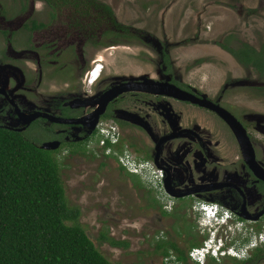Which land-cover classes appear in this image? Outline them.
<instances>
[{
  "label": "flooded vegetation",
  "instance_id": "flooded-vegetation-1",
  "mask_svg": "<svg viewBox=\"0 0 264 264\" xmlns=\"http://www.w3.org/2000/svg\"><path fill=\"white\" fill-rule=\"evenodd\" d=\"M12 1L16 3L15 6H4L0 3L1 18L15 19L13 26H0V65L14 67L13 69L16 68L18 73L16 75V69L13 72L9 71L6 78L0 80V127L21 133L31 127L41 135L36 137L37 135L31 134L27 137L32 142L37 144L34 138H41V144L44 141L56 140L57 147L48 149L55 151L64 146L68 154H71L68 142L82 141L85 150H88L86 146L93 136L94 148L100 155L113 158L117 171L127 176L133 188H139L145 192L146 199L141 204L140 202L137 204L139 212L147 215V219L153 217L152 219L157 222L170 217L168 223L165 221L167 228L156 227L149 231L154 233L155 240H171L183 249L186 255L191 247H187L188 243L194 241L201 243L205 238L203 236L208 233V230H203L199 225L197 203L216 202L220 207L228 210L231 224H233L231 232H228L224 238V246L234 243L236 241L234 236L237 233L241 234L240 238L243 239L239 244L246 243V233L253 236L255 241L248 243L241 257L222 254L217 257L205 256L202 262H192L186 255L187 262L191 264H264V161L258 143L244 124L243 119L247 116L245 110L240 112V107L223 103L221 99L217 100L187 82L176 80L173 77L167 42H162L159 46L160 66L154 74L142 72L137 77H117L113 83L105 84L93 97L79 96L67 99L64 95L69 93L68 85L73 77L72 70H77L80 86L84 80L87 84H91L100 77L103 64L98 61L101 67L97 77L88 81V71L95 62L89 63L91 58L87 56V47L99 48L129 42L131 39L140 41L143 30L119 21L115 17L112 6L103 0H95V2L34 0V2H43L46 6H27L28 0ZM101 3L108 6H100ZM68 7L70 8L65 9ZM61 16L72 17V25L75 27L83 26L84 36L79 40V49L75 48L74 37L67 36L66 32L61 34V37L57 33L51 38L47 34H42L55 19ZM87 17L88 21L85 22ZM90 17L95 18L94 20L100 24L92 23ZM97 25L102 27L97 28ZM41 31L43 32L39 34ZM215 43L239 68L251 69L257 78L264 80L262 70L264 62L259 63L260 67H257L249 61L239 60L221 45L224 43L232 48L250 45L255 50H260L262 58L264 57V41L254 46L228 31ZM163 55L168 57L167 64L162 59ZM202 60L204 59L196 58L194 63H200ZM42 77L52 80L53 83L58 80L61 88L56 90V93L62 94V97L58 99L50 97L54 89L50 90L47 87V96H42L40 90L43 88L39 87ZM144 79L157 81L159 84L148 87L142 84ZM125 82H129L127 87L117 92L103 105L101 99L94 101L111 86ZM161 82L172 83L191 93L196 99L167 94L161 91L167 88L160 84ZM249 87L256 90L257 96L264 91L262 83ZM163 97L172 98L181 104L183 109H192L193 115L199 112L211 113L225 128L226 138L224 135L218 136L217 131L210 134L206 128L213 127L210 124L203 125L205 121L196 123L184 118L183 109L178 110L177 113L168 110L174 114V117L168 116L166 110L164 111V104L162 110L160 109V100H163ZM202 97L220 105L232 114L242 127L247 141L238 130L236 133L215 109L200 104L199 99ZM146 104L150 105L148 111L154 113L153 117L156 119L158 117L159 121L153 118L149 120L151 115L142 113L140 109L136 110L137 105ZM151 108L154 111H151ZM95 111L96 122L90 128L88 124ZM152 119L155 122V129L161 124L165 126L164 130L154 133L150 123ZM208 120L206 118V121ZM100 122L104 124V127L113 129L115 137L112 141L104 137L97 129ZM226 140L230 142V149L224 148L227 147ZM123 151L129 152L136 162L144 166L145 170H158L159 189L143 174L129 172L120 164L118 155ZM135 153L140 156L137 157ZM134 175L135 178H133ZM190 213H196L198 230H196L195 222L188 219ZM247 223H254L255 227L250 224L247 226ZM136 227V224L133 225V228ZM194 227L196 231H200V234L194 232ZM237 227L240 232L237 231ZM169 252L175 255L172 249H169ZM160 255V264H163L167 253Z\"/></svg>",
  "mask_w": 264,
  "mask_h": 264
},
{
  "label": "rangeland",
  "instance_id": "rangeland-1",
  "mask_svg": "<svg viewBox=\"0 0 264 264\" xmlns=\"http://www.w3.org/2000/svg\"><path fill=\"white\" fill-rule=\"evenodd\" d=\"M103 1L112 6L115 17L119 21L140 27L143 30V37L140 41L131 39L129 42L99 48L87 47V56L91 58L89 63L99 61L103 64L100 77L91 84H87L84 80L80 86L78 72L76 69L72 70L73 77L68 85L69 93L64 95L67 99L79 96L93 97L105 84L113 83L117 77H137L142 72L154 74L160 66L159 46L162 42H167L173 77L176 80L187 82L209 96L217 100L221 99L223 103L240 107V112L245 110L247 116L243 119L244 124L258 143L264 161V91L257 96L256 90L249 87L261 83L264 85V80L257 78L251 69L239 68L230 56L215 43L228 31L254 46L264 41V0ZM0 3L4 6L16 5L12 0H0ZM27 6L46 5L43 2L28 0ZM89 19L92 23L100 24L93 17ZM72 21V17L69 16L67 18L58 17L49 28L46 27L45 32L43 30L39 34L43 32L42 34H47L51 38L57 33L61 37V34L66 32L67 36L74 37L76 45L74 47L79 49L78 44L84 36L82 33L84 28L82 25L73 26ZM14 22L15 19L3 20L0 16V26H13ZM102 25H97V28ZM196 58L204 60L196 64L194 63ZM13 68L0 65V80H4L9 71L13 72L16 69ZM17 73L16 69V75ZM57 81L53 83L52 80L42 77L39 82V87L43 88L40 90L41 95L47 96V87L50 90L54 89L50 97H55V99L62 97V94L56 93V90L61 88ZM162 99L160 109L162 110L164 104V111L166 110L167 115L172 118L174 114L168 110L177 113L178 110L183 109L181 104L170 97ZM125 101L127 103L126 99ZM149 106L148 104L137 105L136 110L140 109L142 113L151 115L149 120L153 118L157 121L158 117L154 118V113L148 111ZM150 110L154 111L152 108ZM183 112L187 120H193L196 123L205 121L203 125L210 124L213 128H206L210 134L217 131L218 136L224 135L226 138L225 128L211 113L199 112L193 115L192 109L186 110L185 108ZM206 118L209 120L206 121ZM153 119L150 121L153 132L164 130L165 126L161 124L155 129ZM31 134L37 135L36 137L41 136L31 127L23 132L26 137ZM40 140L41 138H34V141L41 145ZM226 142L227 147L224 148L230 149V142L227 140ZM86 147L88 150H84L85 153L68 154L64 146L53 152L58 163L59 176L67 204H75L79 207L78 220L86 234L113 264H160L161 255L154 249L155 236L149 231L156 227L164 228L165 226L167 228L165 221L168 223L170 217H165V220L163 218L162 222H157L152 219L153 217L147 219L148 216L143 215L137 209L138 202L141 204L146 199L145 192L142 189L133 188L127 176L117 171L113 158L100 155L99 151L94 148L93 136ZM135 155L140 156L138 153ZM257 155L260 157L258 152ZM135 177L134 175L133 178ZM212 199L216 198L212 197ZM196 218V213L188 215V219L195 222L196 230H198ZM135 224L137 227L133 228ZM249 224L255 227L254 223H247V226ZM104 226L107 228L108 235L128 240V246L115 247L109 245L107 241L99 240L98 231ZM193 230L196 231L195 227ZM196 233L200 234V231ZM240 235L237 233L234 236L236 244L243 240ZM207 236L208 234L203 237ZM245 236L246 242L250 240L249 233ZM196 237L200 236L196 235Z\"/></svg>",
  "mask_w": 264,
  "mask_h": 264
},
{
  "label": "trees",
  "instance_id": "trees-1",
  "mask_svg": "<svg viewBox=\"0 0 264 264\" xmlns=\"http://www.w3.org/2000/svg\"><path fill=\"white\" fill-rule=\"evenodd\" d=\"M221 45L239 60L257 67L264 62L260 50L250 45ZM162 59L168 63L166 55ZM68 145L71 153H85L82 141ZM53 151L19 131L0 127V264H113L86 234L78 220L79 207L67 204ZM106 231L105 226L100 228L99 240L115 247L128 246V240ZM154 249L160 254L172 249L176 259L191 264L185 251L171 240H155Z\"/></svg>",
  "mask_w": 264,
  "mask_h": 264
},
{
  "label": "built area",
  "instance_id": "built-area-1",
  "mask_svg": "<svg viewBox=\"0 0 264 264\" xmlns=\"http://www.w3.org/2000/svg\"><path fill=\"white\" fill-rule=\"evenodd\" d=\"M100 63L95 62L88 71V81L90 78L95 79L100 69ZM99 132L104 137L112 141L115 137L113 129L104 127L100 122L97 126ZM118 161L129 172L141 173L145 178H148L151 183L159 189L158 170H145L141 163L136 162L131 154L123 151L118 155ZM196 211L199 215V225L203 230H208V236L201 243L191 246L187 250V258L192 262H202L205 256L217 257L222 254H229L235 257L243 256V249L255 238L251 236L250 240L243 244H232L223 246L224 238L228 232H231L233 224H230L228 219L230 214L227 209L220 207L216 202H199L197 203ZM237 231L240 232L239 227ZM233 232V231H232ZM163 264H183L182 261L176 259L172 252H168L163 259Z\"/></svg>",
  "mask_w": 264,
  "mask_h": 264
},
{
  "label": "water",
  "instance_id": "water-1",
  "mask_svg": "<svg viewBox=\"0 0 264 264\" xmlns=\"http://www.w3.org/2000/svg\"><path fill=\"white\" fill-rule=\"evenodd\" d=\"M129 84V82H125V83H121L118 85H113L110 88H108L107 90H105L100 96H98L97 98L94 99V101L96 100H102V105L108 101L111 97H113L117 92L121 91L124 87H127V85ZM145 86L148 87H152L153 85H158L159 82L157 81H153V80H149V79H144L143 83ZM160 84L165 85L167 88L163 89L161 91L176 96V97H181V98H190V99H196L191 93L184 91L176 86H174V84L172 83H168V82H161ZM200 104H203L205 106L211 107L213 109H215L227 122L228 124L232 127V129H234V131L237 130L239 131V134L243 136L244 140L247 141V137L244 134V131L242 129V127L239 125V123L236 121V119L233 117L232 114H230L225 108L221 107L220 105L216 104V103H212L211 101H209V99L207 98H200L199 99ZM96 111L93 113V116L91 117V120L88 124V127L92 128L94 126V123L96 122ZM57 119V118H55ZM238 136V134H237ZM238 138L240 139V137L238 136ZM57 141L56 140H50V141H44L40 146L44 147V148H55L57 146ZM157 147V146H155ZM156 157V154H155ZM245 217H247L246 215H244Z\"/></svg>",
  "mask_w": 264,
  "mask_h": 264
},
{
  "label": "clouds",
  "instance_id": "clouds-1",
  "mask_svg": "<svg viewBox=\"0 0 264 264\" xmlns=\"http://www.w3.org/2000/svg\"><path fill=\"white\" fill-rule=\"evenodd\" d=\"M228 221H229V223L231 224V220H230V218L228 219ZM223 246H224V244H223Z\"/></svg>",
  "mask_w": 264,
  "mask_h": 264
},
{
  "label": "bare ground",
  "instance_id": "bare-ground-1",
  "mask_svg": "<svg viewBox=\"0 0 264 264\" xmlns=\"http://www.w3.org/2000/svg\"><path fill=\"white\" fill-rule=\"evenodd\" d=\"M89 80H90V81H92V80H93V78H90Z\"/></svg>",
  "mask_w": 264,
  "mask_h": 264
}]
</instances>
